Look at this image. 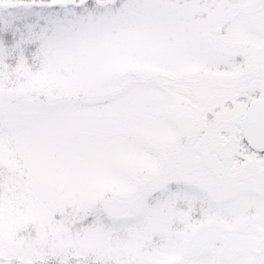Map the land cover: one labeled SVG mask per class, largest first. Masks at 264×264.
Wrapping results in <instances>:
<instances>
[{"label": "snow or ice", "instance_id": "snow-or-ice-1", "mask_svg": "<svg viewBox=\"0 0 264 264\" xmlns=\"http://www.w3.org/2000/svg\"><path fill=\"white\" fill-rule=\"evenodd\" d=\"M0 264H264V0H0Z\"/></svg>", "mask_w": 264, "mask_h": 264}]
</instances>
